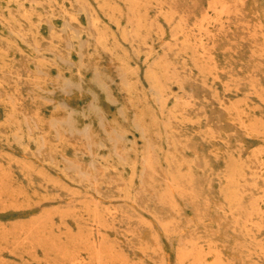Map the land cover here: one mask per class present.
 Returning a JSON list of instances; mask_svg holds the SVG:
<instances>
[{
    "label": "rangeland",
    "instance_id": "374dc122",
    "mask_svg": "<svg viewBox=\"0 0 264 264\" xmlns=\"http://www.w3.org/2000/svg\"><path fill=\"white\" fill-rule=\"evenodd\" d=\"M0 264H264V0H0Z\"/></svg>",
    "mask_w": 264,
    "mask_h": 264
}]
</instances>
